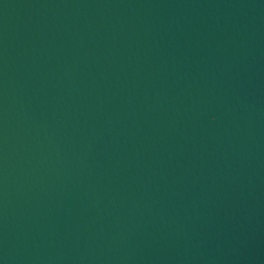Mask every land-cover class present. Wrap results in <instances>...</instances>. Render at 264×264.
<instances>
[{"label":"water","instance_id":"water-1","mask_svg":"<svg viewBox=\"0 0 264 264\" xmlns=\"http://www.w3.org/2000/svg\"><path fill=\"white\" fill-rule=\"evenodd\" d=\"M0 264H264V0H0Z\"/></svg>","mask_w":264,"mask_h":264}]
</instances>
